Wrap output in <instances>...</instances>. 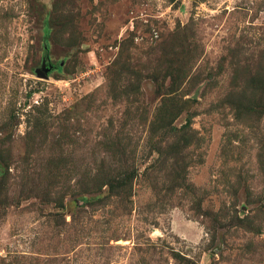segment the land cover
I'll list each match as a JSON object with an SVG mask.
<instances>
[{"label":"rangeland","instance_id":"1","mask_svg":"<svg viewBox=\"0 0 264 264\" xmlns=\"http://www.w3.org/2000/svg\"><path fill=\"white\" fill-rule=\"evenodd\" d=\"M0 264H264V0H0Z\"/></svg>","mask_w":264,"mask_h":264}]
</instances>
